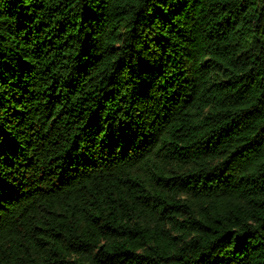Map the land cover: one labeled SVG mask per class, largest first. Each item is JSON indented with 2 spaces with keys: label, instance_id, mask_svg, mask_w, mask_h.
<instances>
[{
  "label": "trees",
  "instance_id": "trees-1",
  "mask_svg": "<svg viewBox=\"0 0 264 264\" xmlns=\"http://www.w3.org/2000/svg\"><path fill=\"white\" fill-rule=\"evenodd\" d=\"M0 264H264V0H0Z\"/></svg>",
  "mask_w": 264,
  "mask_h": 264
}]
</instances>
